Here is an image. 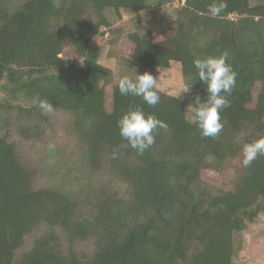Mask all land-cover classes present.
Segmentation results:
<instances>
[{"label": "trees", "instance_id": "trees-1", "mask_svg": "<svg viewBox=\"0 0 264 264\" xmlns=\"http://www.w3.org/2000/svg\"><path fill=\"white\" fill-rule=\"evenodd\" d=\"M172 1L182 3L173 23L158 27L159 20L153 34L148 5ZM212 3L0 0V95L6 98L0 107L11 100L24 104L15 106L25 121L15 127L17 136L38 137L44 117L37 98L49 102L72 114L90 169L99 171L105 156L128 185L126 198L106 186L97 189L91 211L83 213L73 195L34 188V170L0 136V264H234L241 247L237 234L264 208V155L244 168L232 189L212 194L202 176L264 136V4L227 0L224 12L212 17ZM123 12L131 30L118 33L112 26ZM120 38L132 43L135 66L151 71L178 63L192 105L207 97L193 60L226 55L237 82L216 138L201 136L188 122L178 96L157 89L160 102L152 107L141 97L120 95L108 80L111 70L99 63L105 44ZM130 107L167 125L154 130L155 143L142 155L119 134L118 120ZM39 225L49 230L16 257ZM56 228L65 235L66 252ZM79 241L92 242L89 254L74 251Z\"/></svg>", "mask_w": 264, "mask_h": 264}, {"label": "rangeland", "instance_id": "rangeland-1", "mask_svg": "<svg viewBox=\"0 0 264 264\" xmlns=\"http://www.w3.org/2000/svg\"><path fill=\"white\" fill-rule=\"evenodd\" d=\"M248 1L250 5L264 4V0ZM180 4L182 3L172 1L159 7L148 5L153 34H156L159 20L161 24L158 27H169L173 23L175 10ZM112 27H118V33L131 30L129 15L123 12L122 19L114 22ZM132 47V43L124 38H120L117 43L105 44L99 56V63L111 70L108 80L117 83L120 76L124 74L134 76L135 71L140 74L150 73L157 80V89L183 99L188 117V106L192 105L191 88L185 84L178 63L172 62L167 69L157 68L147 71L131 63ZM186 86L189 90L183 92ZM5 100V96L0 95V101ZM9 103V107H0V136H7L8 141L13 143L19 160L34 170L35 176L32 179L34 188L47 187L73 195L82 202L83 213L91 211L89 201H93L95 191L104 186L113 191L117 197H127V183L117 176L105 156L99 171L90 169L85 147L72 128L70 112L55 108L47 111L41 108L44 118L38 122V137L33 140H23L14 130L18 123L25 122L22 116L17 114L15 106L18 103L24 104L14 100ZM33 118L37 119V117ZM49 145H54V149H50ZM241 158L242 152L228 157L218 166H214L215 168L205 172L202 176L203 184L212 194L235 186L244 170ZM47 230L49 228L45 225L37 226L25 237L23 245L16 251V257L28 250L34 238ZM54 231L60 235L62 250L66 252L67 243L64 233L57 228ZM236 240L241 243V247L234 257V264H264V208L253 221L245 223ZM73 249L76 253L89 254L93 249L92 242H76Z\"/></svg>", "mask_w": 264, "mask_h": 264}, {"label": "clouds", "instance_id": "clouds-1", "mask_svg": "<svg viewBox=\"0 0 264 264\" xmlns=\"http://www.w3.org/2000/svg\"><path fill=\"white\" fill-rule=\"evenodd\" d=\"M227 8V0H213L208 12L212 17L220 16ZM197 70L198 79L207 84V97L200 100L196 98L194 105H189L187 117L190 124H194L201 136L216 138L223 129L220 113L230 106L229 96L236 85L237 73L230 63L226 62V55L219 57H196L193 60ZM117 88L121 96L141 97L142 100L155 107L160 102L157 91V80L150 73H137L134 76L124 74L117 81ZM186 86L182 91L187 92ZM181 91V92H182ZM180 92V93H181ZM39 106L47 111L52 110L49 102L40 101ZM158 127L167 125L154 114H146L140 107H130L118 120V129L121 138L127 141L126 146L135 149L138 154H143L155 143L153 132ZM54 145H49L54 149ZM264 155V136L244 144L242 148L241 164L244 168L251 166L252 162ZM112 158L118 157V150H113Z\"/></svg>", "mask_w": 264, "mask_h": 264}]
</instances>
